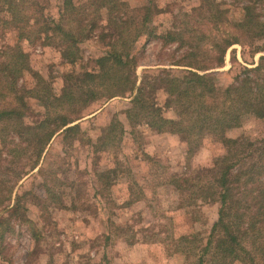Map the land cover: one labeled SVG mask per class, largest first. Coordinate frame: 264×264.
<instances>
[{
    "label": "trees",
    "instance_id": "trees-1",
    "mask_svg": "<svg viewBox=\"0 0 264 264\" xmlns=\"http://www.w3.org/2000/svg\"><path fill=\"white\" fill-rule=\"evenodd\" d=\"M147 2L133 8L122 0H60L53 12L49 0H0V34L13 31L17 38L16 44L6 46L0 56V148H8L5 154L12 159H2L0 149V214L14 213L17 206H22L23 196L13 194L14 186L38 166L42 151L57 133L64 128V139H75L80 127L69 125L80 120L92 103L127 97L131 98L125 112L130 126L136 128L143 123L156 133L178 135L186 143L187 159L206 144L220 145L223 150L203 184L179 175L160 178L161 185L173 186L191 203L199 199L220 205L204 244L201 246L198 237L189 233L177 238L176 252H183L187 245L183 252L189 259L187 264H264V136L257 140L227 136L248 121H264V55L249 68L238 64L232 50L231 59L240 70L225 87L214 75L204 73L221 67L228 49L235 45L250 56L264 53V0H247L241 6V19L232 25L234 33L215 37L204 28L219 31L228 24L224 3L201 0L184 14L183 26L172 23L166 30H159L154 22L165 11L153 0ZM194 18L195 24H190ZM92 38L104 46L103 53L93 59L92 69L64 74L59 95L53 94L50 82L33 70L30 56L22 47L24 42L42 47L57 45L62 62L74 65L82 58L80 45ZM154 41L162 47L176 44L182 54L177 60L172 58L170 65L187 70L176 76L160 69L138 78L139 60ZM25 75L34 83L18 88ZM158 92L166 96L162 106L157 102ZM6 93L11 95L10 102ZM31 100L44 109L36 125L24 123ZM162 107L173 116L165 117ZM123 133L114 118L107 128V138L114 141ZM206 139L208 143H204ZM20 143L26 146L21 149ZM29 149L33 155L25 168L13 171L7 167L20 163L18 160ZM115 175V171L99 175L96 199L110 195L108 188ZM141 197L130 191L126 205ZM110 228L115 229L114 224L110 223ZM115 234L121 235L118 227Z\"/></svg>",
    "mask_w": 264,
    "mask_h": 264
},
{
    "label": "rangeland",
    "instance_id": "rangeland-1",
    "mask_svg": "<svg viewBox=\"0 0 264 264\" xmlns=\"http://www.w3.org/2000/svg\"><path fill=\"white\" fill-rule=\"evenodd\" d=\"M49 1L54 12L60 0ZM122 1L133 8L148 4L147 0ZM153 1L165 11L154 24L159 30H166L172 23L176 27L183 26L184 14L190 13L201 0ZM217 1L224 3L229 12L228 24L219 27V31L213 27L204 31L214 37L223 32L234 33L232 25L241 19V6L247 0ZM195 21L196 18L189 23L195 24ZM16 41L13 31L0 34V56L6 46L15 45ZM22 47L30 56L33 70L50 82L55 95L61 92L64 74L92 69L93 59L104 51V46L92 38L80 45L82 58L70 65L62 62L57 45L42 47L24 42ZM204 47L210 48L209 44ZM232 50L238 64L249 68L264 55L250 56L239 45L228 49L221 67L204 72L214 75L221 87L232 83L233 76L240 70L231 59ZM181 54L176 44L162 47L160 42H150L139 60L136 74L139 78L145 72L164 69L180 76L187 69L170 65V60L179 59ZM33 83L30 76L25 75L17 87L26 88ZM5 95L10 102V93ZM165 98L162 92L157 93L159 106L164 104ZM130 100L117 97L92 103L80 120L69 125L80 127L75 139H64L63 128L45 146L38 166L14 186L13 194L23 196L22 206H17L14 213L0 214V264L189 263L183 253L187 245L183 246V252H176L177 238L193 233L202 246L217 219L220 205L199 199L191 203L187 195L179 194L173 186L161 185L160 178L167 174L179 175L203 184L208 180L206 174L213 167L214 159L223 155V150L220 145L207 147L206 144L187 159L186 143L178 135L156 133L143 123L136 128L130 126L125 113ZM29 102L24 123L36 125L43 118L44 109L36 101ZM2 106L0 104V108ZM163 112L165 117L173 116L165 108ZM114 118L120 122L124 133L111 141L106 133ZM12 135L6 139L7 143L11 142ZM227 136L257 140L264 136V121H248L241 128L227 132ZM14 142L19 143L18 139ZM204 143H208V139ZM18 145L21 149L26 146ZM7 149H2V159L7 158ZM32 155L29 149L26 156L18 160L20 163L13 162L7 167L13 171L25 168ZM106 171H115L117 178L113 177L108 188L110 195L98 200L95 192L99 175L103 176ZM130 191L142 197L126 205ZM110 223L115 229L118 227L121 235L115 234Z\"/></svg>",
    "mask_w": 264,
    "mask_h": 264
}]
</instances>
